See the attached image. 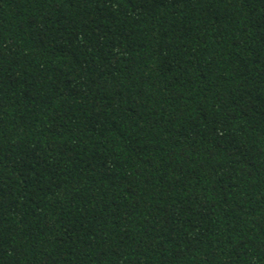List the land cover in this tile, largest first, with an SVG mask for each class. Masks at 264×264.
<instances>
[{
	"label": "trees",
	"instance_id": "trees-1",
	"mask_svg": "<svg viewBox=\"0 0 264 264\" xmlns=\"http://www.w3.org/2000/svg\"><path fill=\"white\" fill-rule=\"evenodd\" d=\"M0 264H264V0H0Z\"/></svg>",
	"mask_w": 264,
	"mask_h": 264
}]
</instances>
